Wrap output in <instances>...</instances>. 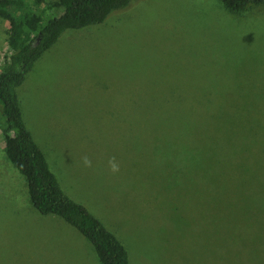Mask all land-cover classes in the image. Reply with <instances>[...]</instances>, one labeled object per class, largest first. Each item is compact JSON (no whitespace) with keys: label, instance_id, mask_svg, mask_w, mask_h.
Listing matches in <instances>:
<instances>
[{"label":"rangeland","instance_id":"1","mask_svg":"<svg viewBox=\"0 0 264 264\" xmlns=\"http://www.w3.org/2000/svg\"><path fill=\"white\" fill-rule=\"evenodd\" d=\"M7 38L0 18V69ZM18 97L64 193L120 240L130 264H264V234H249L264 233V218L249 217L241 197L250 174L233 169L216 182L213 158L167 119L199 101L257 109L264 122V6L232 13L218 0H139L66 31ZM243 142L254 145L244 154L252 165L259 151L264 158L262 145ZM3 144L0 128V264H101L75 228L31 206Z\"/></svg>","mask_w":264,"mask_h":264},{"label":"trees","instance_id":"2","mask_svg":"<svg viewBox=\"0 0 264 264\" xmlns=\"http://www.w3.org/2000/svg\"><path fill=\"white\" fill-rule=\"evenodd\" d=\"M137 1L0 0V18L8 23L9 49L0 69V128L5 158L24 177L32 207L41 215L60 217L75 228L92 245L101 264L130 262L120 240L62 190L43 152L26 127L18 89L35 63L66 31L101 25L113 13L125 10ZM218 1L232 13L244 12L253 5L264 6V0ZM54 12L59 15L50 17ZM189 98L183 96L181 103L185 104ZM196 103L202 108L192 105L181 110L168 109L167 119L183 122L184 136L197 139L200 152L208 153L213 158L216 182H225L226 174L233 169L250 174L248 188L241 195L242 201L249 217L256 214L264 218V158H260L259 151L256 156L259 159L256 158L252 165L244 154L252 153L249 150L254 145L243 142V137H250L264 147V122L260 120L257 109H213L205 103L192 101V104ZM252 167L256 168L253 173ZM250 222L255 226L257 224L256 220ZM256 232L264 234L260 226L250 230L249 234ZM260 247L264 250V240Z\"/></svg>","mask_w":264,"mask_h":264},{"label":"clouds","instance_id":"3","mask_svg":"<svg viewBox=\"0 0 264 264\" xmlns=\"http://www.w3.org/2000/svg\"><path fill=\"white\" fill-rule=\"evenodd\" d=\"M84 163H85L86 166H91V165H90V161H89L87 158H85ZM109 163H110V165H111V170H112L113 172H118V171H119L118 165H116V164L113 163L112 161H110Z\"/></svg>","mask_w":264,"mask_h":264},{"label":"crops","instance_id":"4","mask_svg":"<svg viewBox=\"0 0 264 264\" xmlns=\"http://www.w3.org/2000/svg\"><path fill=\"white\" fill-rule=\"evenodd\" d=\"M48 51V50H47ZM3 148H4V144H3ZM5 156V155H4ZM7 160V159H6ZM23 177V176H22ZM27 185V184H26ZM26 191H28V190H26ZM28 201H29V196H28ZM29 203H30V201H29ZM31 204V203H30ZM32 206V205H31Z\"/></svg>","mask_w":264,"mask_h":264}]
</instances>
